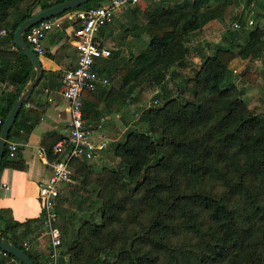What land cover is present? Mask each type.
Here are the masks:
<instances>
[{"label":"trees","instance_id":"16d2710c","mask_svg":"<svg viewBox=\"0 0 264 264\" xmlns=\"http://www.w3.org/2000/svg\"><path fill=\"white\" fill-rule=\"evenodd\" d=\"M64 1L0 0V27L8 30L5 36L13 43L24 19ZM241 1L244 12L235 18L241 24L246 17L254 19L244 35L227 29L214 41L190 46ZM252 1L161 0L149 14L144 51L120 70L127 71L123 78L125 85L131 84L129 90L138 79L148 78L144 85L154 94L152 103L138 108L123 136L108 144L116 163L95 169L91 162L70 160L72 179L84 198L68 214L57 210L64 222L56 264H65L64 254L67 264H264V113L247 104L236 81L255 86L260 72L233 74L229 68L239 57L260 62L264 70V9L260 2L251 6ZM106 2L90 0L65 12ZM16 52L12 92L0 96V131L34 77L30 60L22 49L16 47ZM192 53L199 58L198 66L188 62ZM84 92L94 96L88 106L82 104L87 118L105 88ZM22 112L23 107L8 141ZM64 137L42 136L50 162L61 159L53 147ZM4 167H25L8 157L6 145L0 170ZM84 205L87 215L82 214ZM38 221H10L0 228V240L22 249L34 264L37 257L23 240L35 236Z\"/></svg>","mask_w":264,"mask_h":264},{"label":"crops","instance_id":"0c3cea01","mask_svg":"<svg viewBox=\"0 0 264 264\" xmlns=\"http://www.w3.org/2000/svg\"><path fill=\"white\" fill-rule=\"evenodd\" d=\"M160 1L144 0L136 5L122 8L115 12L112 20L101 27L96 34V40L110 51V55L95 61V65L101 69L100 76L106 78L107 83L98 84V88H105V92L102 97H98L97 107L92 109L91 114L87 118L83 117L85 127L95 140L105 137L110 143L121 138L125 130L135 121L137 109L145 104L144 84L148 78L138 79L135 86L129 90L131 84L125 85L123 78L127 75V71L120 69L132 64L133 60L144 51L148 41L145 32L148 16L161 5ZM76 11L78 10L64 11L65 13L57 16L61 26L46 34L44 39L46 52L40 59L43 72L45 70L50 73L45 76L42 73L33 87L22 106L23 112L19 117V124L11 138V141L18 146L13 159L21 161L25 167L24 169L4 167L0 170V228L10 221L39 219L33 231L35 236L29 242L23 240L28 242L27 248L37 257L38 264H51L49 258L51 247L43 232L45 214L38 195L40 184L49 174L51 162L44 153L41 139L44 134H51L56 138L65 135L67 131L69 104L62 95L61 77L66 70L74 68L77 64V50L72 43L73 33L79 26ZM205 52L209 53V50L205 49ZM12 55H18L16 45L6 36H0V96L12 92V72L17 70L16 60ZM188 60H191L194 66L199 62L195 54ZM235 60L236 58L230 63L229 68L236 63ZM187 69H184L185 73ZM53 72H58V76ZM122 92L127 93L128 97H122ZM93 98L91 92L82 94V102L85 106H88L90 100L94 101ZM31 124L33 125L29 129ZM110 155L105 150L99 158L91 161V164L95 169H99L104 164L116 163V159L112 155L113 158H110ZM60 157L62 158V154ZM2 182H6L8 188H2ZM75 184L73 180L71 183L60 185L56 210L66 209L68 214L74 210L77 202L83 200V193L75 187ZM86 202H89V199ZM86 209L84 206L82 214L87 215ZM63 222L60 218L57 221L60 231ZM61 251L62 246L58 248V255ZM62 259L67 264V255L64 254ZM15 263L13 258L0 251V264Z\"/></svg>","mask_w":264,"mask_h":264},{"label":"built area","instance_id":"2783aa9c","mask_svg":"<svg viewBox=\"0 0 264 264\" xmlns=\"http://www.w3.org/2000/svg\"><path fill=\"white\" fill-rule=\"evenodd\" d=\"M142 1L144 0H107L99 7L76 11L79 26L73 33L72 43L77 50V64L74 68L66 70L61 77L62 95L68 101L70 116L64 139L59 140L53 147L55 153L62 154V158L50 163L49 174L40 184L38 191L45 214L43 232L51 247L49 253L51 264L57 263L58 248L61 246V231L57 223L59 215L56 210L60 185L73 181L69 162L74 158L88 162L94 161L109 144V140L105 137L95 140L90 136L82 114L83 91L94 90L98 84L107 83V79L100 76L93 67L98 58H106L110 55V51L96 40V34L101 27L112 20L115 12ZM258 2L262 3L264 9V0H253L251 6H256ZM247 23L252 25L253 17L249 16ZM60 26L59 18L49 17L32 25L26 31L25 41L39 58L46 52L44 46L46 34ZM233 27L239 28L240 25L234 23ZM7 33L8 30L5 27H0V36H5ZM6 146L8 157L13 158L17 152V143L7 140ZM1 186L8 188L6 182H2ZM23 245L27 247L28 242H23Z\"/></svg>","mask_w":264,"mask_h":264},{"label":"water","instance_id":"95a60500","mask_svg":"<svg viewBox=\"0 0 264 264\" xmlns=\"http://www.w3.org/2000/svg\"><path fill=\"white\" fill-rule=\"evenodd\" d=\"M88 1L90 0H66L64 2L58 3L54 6L39 11L30 17H27L19 24V26L15 30L13 34V43L16 45V47L22 49L23 54L26 55L27 58L30 60L35 71V76L28 83V86L26 87L25 91L21 94V96L13 103L11 110L9 111L7 117L3 122L0 132V164L4 156L6 141L8 140V136L12 128L13 122L15 121L20 108L23 106V104H25L27 98L30 96L33 87L38 82L43 73L41 59L23 39L22 33L27 31L32 25L40 22L43 19L56 16L64 11L78 7ZM0 249L3 250L5 253L13 255L17 259H19L23 264H34L33 260L26 254V252H24L22 249L10 242L0 240Z\"/></svg>","mask_w":264,"mask_h":264},{"label":"rangeland","instance_id":"374dc122","mask_svg":"<svg viewBox=\"0 0 264 264\" xmlns=\"http://www.w3.org/2000/svg\"><path fill=\"white\" fill-rule=\"evenodd\" d=\"M237 10V11H236ZM243 11V1H241L238 5V7L233 8L228 10L227 15L225 16V18L221 21L216 22L212 27H210L211 29L208 30L205 34H202L198 39L193 40L190 42V46H193L196 43V41L198 40V42H202L205 40H211L214 41L217 39L218 36H220L223 32H225L227 29H232L234 33H237L239 35H244L245 30L248 29L249 25H248V21L246 20L249 17L245 18V21H243V23H239L238 18H235V15L237 16V13L239 14V12ZM238 17V16H237ZM234 23H238L240 25L239 28H234L233 24ZM244 24V25H243ZM261 25H264V21L260 22ZM30 46V45H29ZM211 51L209 50V53ZM194 53H192L191 55L188 56V58H190ZM188 62H190V64L192 63L191 60H188ZM236 63H234L233 66H231V71L233 72V74H239L240 72H242L243 70H247V71H258L260 72V76L258 78V84L257 85H253L250 84L248 82L243 81L240 78H236L237 81V85L239 87V89L242 92V98L247 102V104L254 110V112L256 113H264V70H261V63L257 62V61H246L243 60L239 57L236 58L235 60ZM199 63V62H198ZM197 63V64H198ZM194 64V63H192ZM196 64V66H198ZM192 65H189V67H191ZM236 70H233V69ZM189 73V71H188ZM155 93H158L157 90L154 91ZM154 94L152 92L145 93V104H150L152 103V96ZM107 152V150H106ZM112 156L110 155V158ZM113 158V157H112ZM89 204L86 203L85 205ZM84 205V206H85ZM92 210V209H91Z\"/></svg>","mask_w":264,"mask_h":264}]
</instances>
